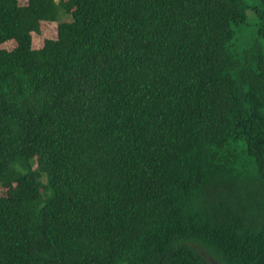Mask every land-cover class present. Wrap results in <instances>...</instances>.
Here are the masks:
<instances>
[{
  "label": "trees",
  "instance_id": "trees-1",
  "mask_svg": "<svg viewBox=\"0 0 264 264\" xmlns=\"http://www.w3.org/2000/svg\"><path fill=\"white\" fill-rule=\"evenodd\" d=\"M255 2L0 0V264H264Z\"/></svg>",
  "mask_w": 264,
  "mask_h": 264
},
{
  "label": "rangeland",
  "instance_id": "rangeland-1",
  "mask_svg": "<svg viewBox=\"0 0 264 264\" xmlns=\"http://www.w3.org/2000/svg\"><path fill=\"white\" fill-rule=\"evenodd\" d=\"M21 1V0H20ZM25 0H23L24 2ZM59 1V0H58ZM248 3L250 5L255 4V0H247ZM65 3H67V6L69 9H73V3L72 0H64ZM251 13V12H250ZM67 19H69V16L66 17ZM47 23V22H44ZM249 27H247L249 30L252 28L253 26V21L249 20ZM56 27H57V23H49V24H45L43 25V33L41 35H39L37 38L35 37V47H40L39 44H41L42 41H44L46 38H51L54 37L57 33H56ZM253 30V29H252ZM12 43L10 42H5V43H1L0 44V50L1 49H10L12 47ZM14 185L10 186V187H2L0 186V197H7L10 196L12 191H13Z\"/></svg>",
  "mask_w": 264,
  "mask_h": 264
}]
</instances>
